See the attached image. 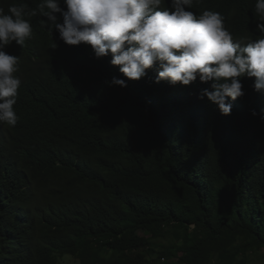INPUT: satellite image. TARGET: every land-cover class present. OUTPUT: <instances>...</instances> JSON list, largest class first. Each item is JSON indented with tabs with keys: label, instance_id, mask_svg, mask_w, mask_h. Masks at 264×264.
Segmentation results:
<instances>
[{
	"label": "trees",
	"instance_id": "1",
	"mask_svg": "<svg viewBox=\"0 0 264 264\" xmlns=\"http://www.w3.org/2000/svg\"><path fill=\"white\" fill-rule=\"evenodd\" d=\"M255 3L197 0L186 10L219 12L247 41L259 37ZM25 18L33 34L20 72L32 58L28 75L49 105L30 123L0 124V264H264V92L255 78H241L245 94L229 98L225 116L199 98L211 82L157 83L158 64L134 81L111 54L63 50L55 72L47 18ZM114 76L127 87L109 86ZM30 102L23 93L19 109Z\"/></svg>",
	"mask_w": 264,
	"mask_h": 264
},
{
	"label": "clouds",
	"instance_id": "2",
	"mask_svg": "<svg viewBox=\"0 0 264 264\" xmlns=\"http://www.w3.org/2000/svg\"><path fill=\"white\" fill-rule=\"evenodd\" d=\"M165 2L40 0L36 8L12 4L7 13L0 8V124L14 128L22 119L30 123L43 100L49 105L42 83L28 75L32 58L27 71L20 72L21 50L33 34L25 17L38 14L47 18L52 42L45 44L53 52L48 60L55 72L63 63L59 53L63 50L91 52L97 59L111 54L110 63L134 81L158 64L157 83L211 82L199 98L207 97L225 116L232 112L229 98L235 101L245 94L242 77H254V89L264 92V0H256L253 9L259 37L247 41L234 39L219 12L206 9L197 15L186 10L197 0H171L170 7ZM106 83L127 87L124 79L115 76ZM23 93L31 99L30 109H19ZM253 115L258 113L253 110Z\"/></svg>",
	"mask_w": 264,
	"mask_h": 264
},
{
	"label": "rangeland",
	"instance_id": "3",
	"mask_svg": "<svg viewBox=\"0 0 264 264\" xmlns=\"http://www.w3.org/2000/svg\"><path fill=\"white\" fill-rule=\"evenodd\" d=\"M119 251H114L113 253H112V256L114 257V256H117V255H119ZM163 262H164V260H163ZM68 263H70V262H68Z\"/></svg>",
	"mask_w": 264,
	"mask_h": 264
}]
</instances>
